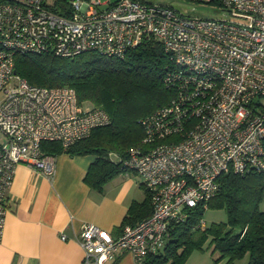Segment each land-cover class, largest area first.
Masks as SVG:
<instances>
[{
	"label": "built area",
	"instance_id": "obj_1",
	"mask_svg": "<svg viewBox=\"0 0 264 264\" xmlns=\"http://www.w3.org/2000/svg\"><path fill=\"white\" fill-rule=\"evenodd\" d=\"M184 1L216 14L154 0H0V238L15 166L51 177L56 154L43 153L42 141L67 147L109 122L70 86L29 84L14 70L16 54L122 57L152 38L169 56L163 81L172 97L140 120L141 143L122 163L150 192L151 212L115 236L84 223L76 240L85 264L120 252L144 264L165 246L170 224L206 208L221 174L264 172V0Z\"/></svg>",
	"mask_w": 264,
	"mask_h": 264
},
{
	"label": "trees",
	"instance_id": "obj_2",
	"mask_svg": "<svg viewBox=\"0 0 264 264\" xmlns=\"http://www.w3.org/2000/svg\"><path fill=\"white\" fill-rule=\"evenodd\" d=\"M168 64L167 52L152 38L143 39L122 57L95 51L72 57L49 53L14 56L15 72L29 84L70 86L80 105L100 107L109 116L107 124L67 147L58 141L41 142L43 153L95 155L84 181L97 190L124 170L127 149L141 143L140 120L172 97L173 91L163 81ZM217 181V191L206 208L223 209L226 220L201 227L198 224L206 208L188 209L186 220L169 225L166 245L158 253L148 254L144 264H184L193 250L207 249L216 262L264 264V172H227ZM150 212V192L145 188L143 201L130 204L123 223L134 224Z\"/></svg>",
	"mask_w": 264,
	"mask_h": 264
},
{
	"label": "crops",
	"instance_id": "obj_3",
	"mask_svg": "<svg viewBox=\"0 0 264 264\" xmlns=\"http://www.w3.org/2000/svg\"><path fill=\"white\" fill-rule=\"evenodd\" d=\"M94 159L93 154H56L51 177L24 163L15 166L6 195L0 264H85L76 240L84 223L95 224L111 236L119 233L127 224L123 219L130 204L143 201L145 186L137 174L124 169L101 190L91 188L84 177ZM105 264H134V260L130 253L120 252ZM184 264L224 262L214 261L210 252L203 250L191 252Z\"/></svg>",
	"mask_w": 264,
	"mask_h": 264
},
{
	"label": "rangeland",
	"instance_id": "obj_4",
	"mask_svg": "<svg viewBox=\"0 0 264 264\" xmlns=\"http://www.w3.org/2000/svg\"><path fill=\"white\" fill-rule=\"evenodd\" d=\"M155 2H168L174 7H184L190 11H192L194 14L199 16H212L216 14V7L211 5H197L194 6V4L189 3L184 0H154ZM195 9V11H194ZM3 94L0 93V100L2 99ZM86 106V105H85ZM84 106V107H85ZM2 138L0 134V139ZM112 159H116V156L114 154L111 155ZM202 220L204 221V224L206 226L210 225L211 223L221 222L226 220V213L223 209H214V208H206L202 215ZM206 244H204V247H206ZM203 251V250H202ZM206 251H210V249H207ZM194 254H199L201 252L200 250H193ZM191 254V253H190ZM193 256V255H192Z\"/></svg>",
	"mask_w": 264,
	"mask_h": 264
}]
</instances>
